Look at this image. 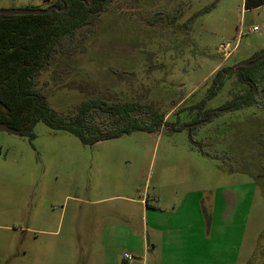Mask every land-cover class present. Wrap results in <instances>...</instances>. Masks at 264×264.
Instances as JSON below:
<instances>
[{"label":"rangeland","instance_id":"374dc122","mask_svg":"<svg viewBox=\"0 0 264 264\" xmlns=\"http://www.w3.org/2000/svg\"><path fill=\"white\" fill-rule=\"evenodd\" d=\"M24 1L0 0V10L49 7L45 0ZM81 35L84 51L60 56L40 76L49 81L53 108L67 112L87 97L73 83L154 101L164 110L179 104L167 117L170 126L158 132L134 131L94 145L43 121L33 139L0 129V264H112L115 254L124 264L126 253L140 264L141 256L118 243L121 227L134 232V217L140 235L144 227L142 206L125 197L161 198L169 210L176 203L175 215L190 221L182 227L218 236V264H264V175L256 140L264 113L220 109L245 89L234 71L207 98L219 69L264 50V4L113 0ZM115 71H134V77ZM203 99L204 108L196 107ZM209 110L220 113L204 119ZM196 119L202 120L180 131L172 127ZM226 191L230 201L215 205ZM195 197L197 213L190 208Z\"/></svg>","mask_w":264,"mask_h":264},{"label":"trees","instance_id":"16d2710c","mask_svg":"<svg viewBox=\"0 0 264 264\" xmlns=\"http://www.w3.org/2000/svg\"><path fill=\"white\" fill-rule=\"evenodd\" d=\"M112 1L57 0L52 5H57L59 9L47 14L0 15L1 123L33 139L35 125L43 121L53 129L66 130L76 135L85 145H94L134 131L158 132L170 126L167 117L179 101L171 102L164 110L154 101L134 96L124 99L113 92L96 93L92 88L89 90L87 85L75 83L72 85L87 97L67 112L56 110L48 100L51 94L47 89L49 81H42L41 74L49 70L60 56H73L84 51L85 48L79 42L81 30L93 26L102 13L108 10ZM263 4L264 0H244L245 9L258 8ZM263 54L264 50L253 59ZM229 68L217 71L208 99L215 96L223 86V78ZM234 72L245 89L220 109L254 107L264 113V59L253 66H240ZM115 73L121 77H134V71ZM206 102L203 99L196 107L204 108ZM205 113L207 115L204 119H212L220 111L209 110ZM201 120L172 127L180 131ZM189 130L193 133L196 127L191 126ZM256 140L262 155L261 174L264 175V132L257 134ZM199 145L203 154L209 155L203 144Z\"/></svg>","mask_w":264,"mask_h":264},{"label":"crops","instance_id":"0c3cea01","mask_svg":"<svg viewBox=\"0 0 264 264\" xmlns=\"http://www.w3.org/2000/svg\"><path fill=\"white\" fill-rule=\"evenodd\" d=\"M53 1L45 0V3L51 6ZM30 2L32 1L26 0L23 3L27 6ZM14 6L19 5L16 3ZM125 198L129 202L142 206L144 227L142 235H140L137 221L134 217V232L127 226L121 227L123 236H121L118 243L127 245L134 257L141 256L140 264H218L217 256L220 252L218 236L215 235L218 238L216 239L213 238L212 234H192L190 232L193 229L192 227H182L189 226L190 221L189 218L184 217L186 214L183 216L175 215L176 203H172L173 209L169 210L160 203L161 198L155 202L145 201L144 198ZM217 198H219V201L216 199L215 205L218 202L222 203L223 208L230 201L227 191L222 192L221 196H217ZM198 202L197 197H195V202L190 205L193 212H198ZM225 221L223 220V224ZM210 223L213 229L218 221L213 218ZM199 227L203 228V223ZM225 241L226 238L224 237L221 244L226 245ZM112 258L114 259L112 264H120L116 254ZM132 258L128 259L125 257V261L123 259L124 264H139L136 259ZM150 258L152 259L151 261Z\"/></svg>","mask_w":264,"mask_h":264},{"label":"water","instance_id":"95a60500","mask_svg":"<svg viewBox=\"0 0 264 264\" xmlns=\"http://www.w3.org/2000/svg\"><path fill=\"white\" fill-rule=\"evenodd\" d=\"M64 8H65V6H64ZM58 9L59 8L57 5H51L45 9L27 8V9L0 10V15L1 14H6V15L47 14V13H50V12H52L54 10H58ZM263 59H264V54L262 56H260L259 58H256V59L242 60V61L236 63L235 65H233L232 67H230L226 73H231V72L237 70L240 66H247V67L253 66ZM230 109L231 108H227V109L225 108L224 110H230ZM216 111H219V110H216ZM0 129L7 131V132H10V133H18L19 132V130L14 129V128H12L6 124H3L1 122H0Z\"/></svg>","mask_w":264,"mask_h":264},{"label":"built area","instance_id":"2783aa9c","mask_svg":"<svg viewBox=\"0 0 264 264\" xmlns=\"http://www.w3.org/2000/svg\"><path fill=\"white\" fill-rule=\"evenodd\" d=\"M257 30H258V27L257 26H255V27L252 28V31H257ZM125 257L128 258V259H131L132 258V256L130 254H126Z\"/></svg>","mask_w":264,"mask_h":264}]
</instances>
